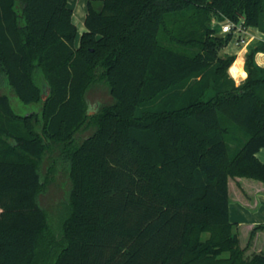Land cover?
I'll use <instances>...</instances> for the list:
<instances>
[{"label":"trees","instance_id":"trees-1","mask_svg":"<svg viewBox=\"0 0 264 264\" xmlns=\"http://www.w3.org/2000/svg\"><path fill=\"white\" fill-rule=\"evenodd\" d=\"M68 1L0 0V264H264L229 210L230 177L264 183V43L237 85L223 80L236 56L220 54L233 33L212 25L264 32V0H88L79 44ZM97 77L114 101L92 115ZM3 81L40 111L18 112ZM45 158L72 181L55 226Z\"/></svg>","mask_w":264,"mask_h":264},{"label":"rangeland","instance_id":"rangeland-1","mask_svg":"<svg viewBox=\"0 0 264 264\" xmlns=\"http://www.w3.org/2000/svg\"><path fill=\"white\" fill-rule=\"evenodd\" d=\"M74 1H75V6H76V12L74 15L75 22L78 25V28L81 29V27H83V21L80 16L84 15L83 13H85L87 2L86 0H72L71 2L73 3ZM223 23L224 21L219 23L216 18L212 20L213 26H221ZM217 34L220 36L225 35L224 33L221 32V30H218ZM235 36L236 34L234 33L230 42L221 49L220 54L222 56L232 55L234 53L233 49L240 47L235 44V38H234ZM167 43L175 49H179V50L185 49L189 53H192L198 50L197 46L185 45L179 42H167ZM261 43H264V42H259L258 44H261ZM252 47H254V45H252L251 48ZM239 56L242 57L241 54ZM233 62L231 63L230 67L227 69V75L223 77V80L228 79L229 76L232 77L231 70H233V68L240 65V63H238L237 61H235L234 63ZM97 76H99V74H97ZM2 87H3L2 91L7 92L11 95L12 104L14 105V107L16 108L18 112L26 114L34 110L38 112L40 111L41 109L40 103L25 105L22 102H20L17 99V97H15V95H13V93L9 90L5 81H3ZM211 93H213V90L210 91V94ZM86 99L89 105V110H91L92 115L99 113L103 106L111 105L114 101L113 97L111 96L109 92V85L107 81L102 77H97L89 85L87 92H86ZM94 129H95V125H93L91 122L85 123L76 133V136H75L76 142L80 143L84 138L92 134ZM50 165L51 164H48V158L43 159L41 164H39L41 171L44 174H46L45 185H44L43 190L39 194V201L42 204V206L46 209V211L48 212L50 222L55 226L59 224L60 217H61L60 213H61V210L64 209L66 200L70 194L72 181H71V177L69 174L68 164H65L60 158L58 159V162L56 164H52L51 167ZM243 178L248 179V180H255L253 178H248V177H243ZM235 180L236 178H232V177H230V180H229L230 185H231L230 193H231L232 198L235 197V188H234Z\"/></svg>","mask_w":264,"mask_h":264},{"label":"crops","instance_id":"crops-1","mask_svg":"<svg viewBox=\"0 0 264 264\" xmlns=\"http://www.w3.org/2000/svg\"><path fill=\"white\" fill-rule=\"evenodd\" d=\"M71 1L72 0L68 1V5L73 9V21L75 22L74 15L76 12V6L75 1L73 3ZM86 2H88V0H86ZM96 4L99 6L100 0H97ZM86 11L87 7L85 13H83L84 15H82L83 17L80 16L83 21V27H81V29L78 28V25L75 22L78 30L76 36L77 44H79L82 32L86 29L84 23ZM247 32L246 43H240L237 41V36L234 37L235 44L240 47L233 49V55L236 56L235 61L240 63V67L243 71V74L237 75H234L231 72V75L237 84L241 83L248 75L244 64L246 55L251 49V46L254 45L255 47L259 42H264V32L260 31L257 27L247 26ZM240 54L242 57L239 56ZM255 61L259 66H264V49L256 53ZM257 155L262 161H264V147L260 148ZM234 185L235 197L232 198L230 193L229 204L230 220L234 223L233 231L238 232L242 246L246 247V253L249 254L252 252L264 251V183L256 179L248 180L243 177H237ZM230 187L231 185L229 182V191ZM257 225H262V227H259L256 230L252 242L248 244L250 232ZM208 235V233H205L204 238H207Z\"/></svg>","mask_w":264,"mask_h":264},{"label":"built area","instance_id":"built-area-1","mask_svg":"<svg viewBox=\"0 0 264 264\" xmlns=\"http://www.w3.org/2000/svg\"><path fill=\"white\" fill-rule=\"evenodd\" d=\"M221 32L227 34L229 32L235 33L237 41L240 43H246L247 40V26L244 25L243 21L235 22L232 20H225L221 25Z\"/></svg>","mask_w":264,"mask_h":264},{"label":"water","instance_id":"water-1","mask_svg":"<svg viewBox=\"0 0 264 264\" xmlns=\"http://www.w3.org/2000/svg\"><path fill=\"white\" fill-rule=\"evenodd\" d=\"M49 92H50V89L48 88V89H47V92L44 94V97H43L44 100L47 99Z\"/></svg>","mask_w":264,"mask_h":264}]
</instances>
